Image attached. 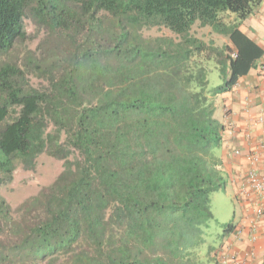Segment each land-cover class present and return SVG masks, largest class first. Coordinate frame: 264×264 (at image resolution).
Returning <instances> with one entry per match:
<instances>
[{
	"label": "trees",
	"instance_id": "trees-1",
	"mask_svg": "<svg viewBox=\"0 0 264 264\" xmlns=\"http://www.w3.org/2000/svg\"><path fill=\"white\" fill-rule=\"evenodd\" d=\"M261 1L0 0V57L27 39L25 18L60 32L21 64L0 60V187L44 144L76 153L68 178L25 200L18 216L0 199V264H198L210 195L227 181L217 154L224 126L205 92L230 91L262 55L237 19L223 20L241 21ZM195 23L235 46L217 62L227 78L209 90L206 66L190 62L204 49L189 34ZM151 26L181 39H146L139 31ZM30 73L56 91L32 85Z\"/></svg>",
	"mask_w": 264,
	"mask_h": 264
},
{
	"label": "rangeland",
	"instance_id": "rangeland-1",
	"mask_svg": "<svg viewBox=\"0 0 264 264\" xmlns=\"http://www.w3.org/2000/svg\"><path fill=\"white\" fill-rule=\"evenodd\" d=\"M234 18L237 19L236 23L240 22L235 14L225 16L223 20L232 22ZM24 26L27 39L24 42L17 43L8 57L1 56L0 60L8 59L21 64L28 49L36 52V54L44 53L53 46L54 42L58 41L57 37H59L60 32L57 29L48 31L35 25L29 18L24 19ZM139 32L146 39H154L156 37L172 38L175 42L181 39L180 36H177L164 26L142 27ZM189 34L200 41L204 47L199 54L196 52L192 54L190 62L197 59L201 66H206L208 70L207 89L220 84L227 78L228 71L226 76H222L220 64L217 62L221 58L224 60L223 58L227 54L233 56L235 46L227 35L213 30L210 26H199L198 23H195L191 27ZM213 56L217 60H214ZM28 79L32 85L46 89L49 94L56 91V84L54 82L51 83L45 76H37L30 73ZM205 93L214 103V116L217 119L220 116V119H222L223 109L226 106V102L229 101L231 94L224 92L213 95L209 91ZM224 124L223 122L222 125ZM50 129L51 126L49 127ZM63 149V147L44 144L31 168H25L19 162L15 163L11 176L6 178L0 187L2 205L8 209L10 215L14 217L18 216L20 205L31 196L36 195L44 187L68 178L67 161L68 163L73 161L76 153L72 148ZM220 163L218 164V168L222 170ZM210 210L212 216L207 221L205 228V242L195 248V256H192L193 259L199 260L198 264H215L214 259L219 262V258L226 250L224 248L225 242L228 243L227 241L230 242L232 240V236L229 235L221 238L225 225L230 221H234L235 215L237 216L240 212L232 189L228 184L224 188H218L211 193ZM66 258L67 256H55L54 258L45 260L43 264H60Z\"/></svg>",
	"mask_w": 264,
	"mask_h": 264
},
{
	"label": "built area",
	"instance_id": "built-area-1",
	"mask_svg": "<svg viewBox=\"0 0 264 264\" xmlns=\"http://www.w3.org/2000/svg\"><path fill=\"white\" fill-rule=\"evenodd\" d=\"M235 56V52L233 57ZM259 71L264 76V64H259ZM260 86V85H257ZM259 93L264 95L263 87ZM230 108H226V114L230 113ZM245 124L238 125L233 121H226L223 132L229 134V141L236 142L229 149L228 155L231 157H241L243 162L237 163L235 171L230 174L229 182L238 187L239 193L245 198L250 199L255 196L257 210L256 216H264V104L261 108L254 111L251 98L246 99L244 105ZM255 131L258 135L255 136ZM243 137L246 144V151L243 153L241 143L236 140ZM242 167L240 164H243ZM251 205L250 201L247 207ZM258 224L253 220L245 231L244 228H237L232 235V240L225 242L226 249L219 258L218 264H256L255 246L258 237ZM245 234V235H244ZM264 238V231L260 232Z\"/></svg>",
	"mask_w": 264,
	"mask_h": 264
},
{
	"label": "crops",
	"instance_id": "crops-1",
	"mask_svg": "<svg viewBox=\"0 0 264 264\" xmlns=\"http://www.w3.org/2000/svg\"><path fill=\"white\" fill-rule=\"evenodd\" d=\"M238 29L262 49V55L255 60L253 67L248 71L247 74H244L238 78L230 92L228 91V93H226H230L231 97L229 101L226 102V106L223 109L224 113L221 115L222 119H220L219 116L218 120L221 123L231 120L239 126H243L246 121L244 116V105L246 103V99L251 98L254 111L260 109L261 105L264 104V95L259 93V89L263 87L264 83V76L259 71V64H264V0L261 1V3L248 17L238 23ZM226 108L231 109L229 114H226ZM254 135L257 136L258 131H255ZM229 137V134L226 132L222 133L223 139L220 147L217 150V154L219 157V162H221V169L224 172L225 178L227 180L226 185L228 184L231 187L234 199L240 208L239 214L237 216L235 215L234 217L235 227L232 230V235L234 232H236L237 228H244L246 231L251 225L252 221L256 220V223L258 224V237L256 243L254 244L256 264H262L264 260V238L260 235V232L264 231V216L260 217L255 215V212L258 208L255 202V196L250 199H245L239 193L238 187L235 184L229 182V176L237 168V163L243 162L241 157H231L228 155L229 149L236 143L230 142ZM236 141L239 144L241 143L244 153L246 151V144L244 143L243 137L240 136V138ZM240 165L243 167L244 163ZM249 201L251 205L247 207ZM262 202L264 205V196L262 198Z\"/></svg>",
	"mask_w": 264,
	"mask_h": 264
}]
</instances>
